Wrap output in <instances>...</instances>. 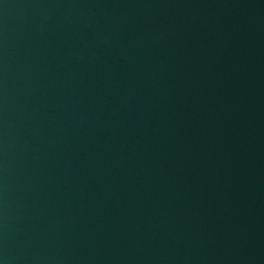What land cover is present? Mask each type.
Returning <instances> with one entry per match:
<instances>
[{
    "label": "water",
    "instance_id": "95a60500",
    "mask_svg": "<svg viewBox=\"0 0 264 264\" xmlns=\"http://www.w3.org/2000/svg\"><path fill=\"white\" fill-rule=\"evenodd\" d=\"M0 264H264V0H0Z\"/></svg>",
    "mask_w": 264,
    "mask_h": 264
}]
</instances>
